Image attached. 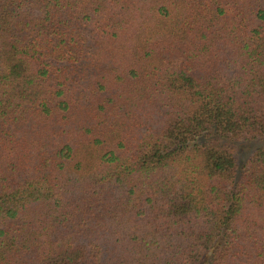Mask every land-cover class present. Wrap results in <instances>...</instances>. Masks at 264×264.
<instances>
[{"label": "trees", "instance_id": "16d2710c", "mask_svg": "<svg viewBox=\"0 0 264 264\" xmlns=\"http://www.w3.org/2000/svg\"><path fill=\"white\" fill-rule=\"evenodd\" d=\"M0 264H264V0H0Z\"/></svg>", "mask_w": 264, "mask_h": 264}]
</instances>
